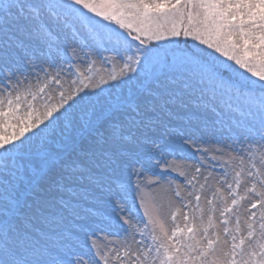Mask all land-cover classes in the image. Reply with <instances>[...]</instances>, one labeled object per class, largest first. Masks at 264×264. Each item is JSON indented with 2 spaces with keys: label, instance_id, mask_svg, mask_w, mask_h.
Wrapping results in <instances>:
<instances>
[{
  "label": "snow or ice",
  "instance_id": "obj_1",
  "mask_svg": "<svg viewBox=\"0 0 264 264\" xmlns=\"http://www.w3.org/2000/svg\"><path fill=\"white\" fill-rule=\"evenodd\" d=\"M0 264H264V0H0Z\"/></svg>",
  "mask_w": 264,
  "mask_h": 264
}]
</instances>
